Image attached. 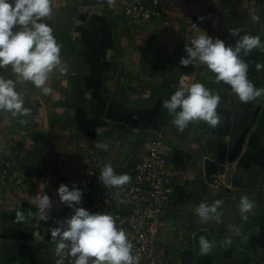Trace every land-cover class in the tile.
I'll list each match as a JSON object with an SVG mask.
<instances>
[{"label": "crops", "instance_id": "obj_1", "mask_svg": "<svg viewBox=\"0 0 264 264\" xmlns=\"http://www.w3.org/2000/svg\"><path fill=\"white\" fill-rule=\"evenodd\" d=\"M88 1L52 0V15L44 22L52 26L62 45L61 58L67 72L54 70L49 74L46 86L53 89L50 95H43L30 81L16 80L14 74L0 75L16 80L24 106L31 109L27 119L0 111V177L2 157L11 151L22 183H14L11 191L0 187V264H52L53 220L66 208L59 201L57 189L75 175L66 162L72 161L81 145L101 144L107 145L100 148L107 161L121 164L126 154L111 148L120 136L137 141L166 136L180 149L176 164L184 168L188 162L194 165L178 184L174 208L168 215L176 243L175 264H264V96L242 103L229 85L217 83L215 74L198 61L194 63L198 75L188 70L184 78L198 76L197 82L221 97L217 107L220 123L213 128L203 121L191 122L179 132L170 123L172 117L162 101L177 88H187L173 87L164 76L159 85L149 80L138 92L134 88L138 81L134 74H128V70L132 73L131 65L126 59L123 66L127 69L120 65L121 51L132 48V43L138 49L143 45L125 36L128 19L122 13V2ZM166 9L175 15L173 28L180 34L187 31L196 38L200 35L192 26L196 24L227 45H234L238 39L231 35L237 28L240 35L260 36L264 42V0H166ZM134 28H130L131 33ZM243 59L249 64L248 78L257 88H264V70L256 69L257 63H264V50L253 49ZM164 82L170 86L162 89ZM128 86L135 95L128 92ZM122 110L150 114L157 125L130 127L119 116ZM94 119L97 121L92 123ZM206 160L217 164L219 173L228 172L219 188H209L203 182ZM45 193L54 201L48 213L50 219L45 222L35 215L28 222L17 221L18 211L36 213L35 198ZM245 195L254 204L246 214L247 220L239 208ZM216 200L222 202L218 208L220 222H202L195 209L200 203ZM201 237L213 244L207 254L200 250ZM228 237L232 242L225 245L223 241ZM188 252L192 257L185 263L184 253Z\"/></svg>", "mask_w": 264, "mask_h": 264}, {"label": "clouds", "instance_id": "obj_2", "mask_svg": "<svg viewBox=\"0 0 264 264\" xmlns=\"http://www.w3.org/2000/svg\"><path fill=\"white\" fill-rule=\"evenodd\" d=\"M52 0H0V68L11 65L16 80L32 82L45 96L53 89L47 87L49 74L54 70L60 74L67 72L61 58L62 45L54 36L51 25L45 18L52 15ZM202 21L204 17H199ZM193 28L200 35L185 44V56L179 63L183 67L195 61L206 65L215 74L217 83L224 82L242 103H248L264 96V88H257L248 78L249 64L243 59L253 49L264 50L260 36L233 29L231 35L238 37L234 45H227L219 38H213L196 24ZM257 71L264 70V63L256 64ZM16 80L0 77V111L10 113L12 117L31 114V109L24 106V97L16 90ZM221 97L213 94L200 82L192 83L187 89L179 87L169 99L162 101L172 117L170 123L179 132H183L191 122L203 121L210 127L220 123L217 107ZM24 123L23 120L20 121ZM99 131V129H97ZM106 148L107 145H96ZM105 186L120 188L128 184L131 177L127 173L116 174L111 164H107L97 177ZM59 201L72 209V214L56 221L51 230V237L56 240V254L67 250V255L74 258V264H139L140 257L133 254V244L123 228L116 226L115 217L108 211L90 212L81 206L83 190L75 184H60L57 189ZM37 212L31 210L25 214L16 213L19 222H28L35 215L47 222L54 201L45 193L35 198ZM123 202V201H121ZM220 200L211 204L200 203L195 209L196 215L203 221L220 222L218 208ZM254 204L248 196L240 199L242 218L247 220ZM237 233L239 229L235 230ZM231 238H225V245L231 244ZM200 250L207 254L212 250V242L201 237ZM58 264L60 262L58 261Z\"/></svg>", "mask_w": 264, "mask_h": 264}, {"label": "built area", "instance_id": "obj_3", "mask_svg": "<svg viewBox=\"0 0 264 264\" xmlns=\"http://www.w3.org/2000/svg\"><path fill=\"white\" fill-rule=\"evenodd\" d=\"M122 2L123 12L130 28L138 21L163 19L168 13L166 0H118ZM3 75L14 74L11 65L0 68ZM16 75V74H14ZM118 139V138H117ZM126 147L123 153L126 160L113 165L116 174L127 173L131 180L116 188L105 186L98 178L101 170L108 164L101 159L100 148L81 145L79 152L66 162V167L75 175L63 183L76 185L83 190L81 206L90 212L108 211L116 219V226L123 228L133 244V254L140 257L139 264H175L177 254L175 238L168 226L169 214L173 211L177 197V186L187 174L194 170L188 162L186 168L176 164L180 154L178 145L166 136L137 141L132 137L121 136L112 146ZM101 152V153H100ZM2 176L0 187L11 191L12 185H21L18 173L1 160ZM205 174V173H204ZM228 172L204 175L203 182L210 188H219L227 178ZM123 201V202H121ZM72 209L65 208L63 213L54 217L56 221L69 217ZM52 264H74V258L64 253L57 255L56 240L51 238Z\"/></svg>", "mask_w": 264, "mask_h": 264}, {"label": "rangeland", "instance_id": "obj_4", "mask_svg": "<svg viewBox=\"0 0 264 264\" xmlns=\"http://www.w3.org/2000/svg\"><path fill=\"white\" fill-rule=\"evenodd\" d=\"M122 13L124 14L123 11ZM175 25V15L173 14L172 10L169 11L163 19L154 18L151 21L136 22L134 24V33L130 32V24H128V21L127 23L125 22V36L129 38V40H132V42L137 41L138 45L140 44L139 46L143 45L138 49L137 47H133L134 44L132 43V48H124L125 50L123 49L121 51V54H123V56L120 65L122 69H127L125 65L123 66V61L125 59L128 61V65H131L132 73L128 70V74H134L136 82L138 81L134 86V88L136 87L135 89H137L138 92L145 89V87L147 86L146 82L149 80L153 83H156V85H159V83L162 82L160 81L162 80L161 78L164 76H167L168 79L173 82V87L184 85V87L188 88L192 83L197 82L198 76H195V78H192L191 80L184 77L186 73L188 74V70H190L189 73L198 75L197 71L195 70L196 66L194 65V63L199 62L195 61L192 64L194 67H192V65L183 67L179 63L181 57L186 55L184 51L185 44L190 43L191 40L194 39V35L188 34L187 31H184L182 34L176 32L173 28V26ZM134 58L137 62L134 61ZM114 66H116V64H114ZM1 74L3 75V72L0 70V75ZM166 85H168V83L164 82L162 85V89ZM127 90L130 94H136L130 87ZM138 96H140V94H138ZM138 99H140V97H138ZM141 100L144 99L142 98ZM154 102L155 99H152L151 104H153ZM107 104L109 103H106L105 108H107ZM107 111L108 109H105L106 113H108ZM23 117L27 119L26 116ZM92 121V123H95V121L97 120L94 119ZM92 127H94V125H92ZM120 138L121 136L119 137V139ZM112 147H115L114 149H118V151L121 152H123V150L126 148L120 144H118V146H111V148ZM7 153L8 157L3 156L2 160L8 163L9 167L11 166V168L14 169L17 164L16 160L14 161V157L12 156L14 155V153L12 154L11 151H8ZM101 159L105 161V156L102 153ZM106 162L110 164L109 161Z\"/></svg>", "mask_w": 264, "mask_h": 264}, {"label": "water", "instance_id": "obj_5", "mask_svg": "<svg viewBox=\"0 0 264 264\" xmlns=\"http://www.w3.org/2000/svg\"><path fill=\"white\" fill-rule=\"evenodd\" d=\"M105 0H100L99 2H104ZM89 3L96 2V0H89ZM119 116H121L122 121L126 124H128L130 127H151L154 128L157 125V120L155 118H152L150 114L145 115L141 114L140 112L136 110H122L119 113ZM205 172L207 175H214L218 172V166L217 164L211 162L210 160L205 161ZM15 229H13L14 231ZM192 253H184V261L185 263H188V261L191 259Z\"/></svg>", "mask_w": 264, "mask_h": 264}]
</instances>
